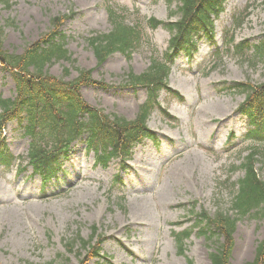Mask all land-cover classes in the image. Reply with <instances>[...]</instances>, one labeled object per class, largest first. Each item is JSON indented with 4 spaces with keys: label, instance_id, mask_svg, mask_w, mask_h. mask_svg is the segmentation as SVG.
<instances>
[{
    "label": "rangeland",
    "instance_id": "rangeland-1",
    "mask_svg": "<svg viewBox=\"0 0 264 264\" xmlns=\"http://www.w3.org/2000/svg\"><path fill=\"white\" fill-rule=\"evenodd\" d=\"M263 1L227 0L214 19L213 35L204 32L192 58L186 54L177 58L168 79L170 91L164 89L158 96L163 110L154 108L147 121L158 140L148 138L137 144L126 166L118 160L107 167L98 165L95 153L87 149V134L72 145L58 179L46 191L30 167L17 174L16 165H0V264H44L55 259L67 264H189L190 260L212 264V241L203 233L207 225L198 223V213L207 210L213 215L230 208L233 185L226 179L243 175L232 167L248 154V150L238 151L247 143L222 152L232 133L238 143L248 128L246 116L238 111L245 94L229 85L264 83V58L253 63L244 59L227 50L226 39L232 33L236 43L248 39L257 44L264 39ZM110 4L125 13L128 22H140V44L129 54L115 52L98 64L90 45V37L112 29L109 0L0 3L4 47L21 53L49 31L51 17L74 12L60 29L70 59L53 61L50 73L71 79L78 68L93 69L94 79L100 82L81 89L85 100L106 113L134 119L147 90L121 84L130 71L140 74L147 69L153 48H167L171 32L163 25L152 29L148 19L168 21L170 9L179 3L110 0ZM237 16L243 18L239 27H235ZM14 92L12 76L0 65V97L10 98ZM16 126V122L7 126L5 140L16 155L25 156L28 139ZM258 166L264 177V167ZM117 176L122 182H116ZM95 224L106 238L104 256H79V244L69 252L67 240L78 232L87 239ZM185 228L192 230L185 251L180 252L175 232ZM262 239L264 218H242L230 264L252 262Z\"/></svg>",
    "mask_w": 264,
    "mask_h": 264
},
{
    "label": "trees",
    "instance_id": "trees-1",
    "mask_svg": "<svg viewBox=\"0 0 264 264\" xmlns=\"http://www.w3.org/2000/svg\"><path fill=\"white\" fill-rule=\"evenodd\" d=\"M177 9L171 12V19L162 22L155 17L149 19L153 28L161 23L171 32L169 44L164 52L152 49L151 62L140 74L130 71L124 83L132 87L147 89V100L140 106V112L134 119H127L118 114L106 113L104 109L90 105L81 93L84 85H97L92 69L78 68V76L73 79L58 78L48 67L55 60L70 59L64 45V37L59 28L73 15L62 13L50 18V29L41 39L29 42L21 53H12L5 49L4 27L0 26V64L9 71L16 83L17 94L14 98L0 97V130L8 121L18 119L19 126L26 136L30 137L29 150L22 171L31 165L33 173L42 176L44 184L56 177L62 170L63 161L68 157L72 143L87 134L88 150H94L97 164L107 167L113 159L123 166L132 157L134 147L145 138L158 140L156 133L147 124L154 108H159L157 100L162 89L168 87V78L172 70L173 59L183 49L188 55L196 50L203 32L213 35L214 19L224 10L226 0H167ZM8 2V0H0ZM113 29L91 37L90 45L98 64H102L111 54L120 51L129 54L134 51L142 37L139 21L127 22L123 12L110 11ZM178 16L176 20L173 17ZM215 17V18H214ZM228 48L242 58L257 61L264 58V40L251 45L249 40L235 42L234 34L229 37ZM256 53L250 55L248 50ZM169 88V87H168ZM246 95L240 109L248 116L253 125L252 137L243 150L239 165L233 170L243 171V175L233 183V199L229 209H220L213 215L206 210L198 213V223H206L203 228L208 240L212 241L210 258L213 264H230L235 245V232L238 222L247 216L264 218V177L258 164L264 167V83L252 84L236 82L231 87ZM166 113V111H165ZM242 153V151H240ZM3 137H0V164L10 167L18 158ZM20 164V163H18ZM22 164V162H21ZM118 179V177H117ZM194 207V206H193ZM193 210V209H192ZM192 229L175 232L180 252H184L185 240ZM105 235L93 225L90 236L82 238L79 232L68 239L66 246L69 252L79 244V256L97 257ZM85 251V252H84ZM56 259L44 264L56 263ZM80 264H85L82 261ZM189 264H194L192 260ZM249 264H264V239L257 246L255 259Z\"/></svg>",
    "mask_w": 264,
    "mask_h": 264
},
{
    "label": "bare ground",
    "instance_id": "bare-ground-1",
    "mask_svg": "<svg viewBox=\"0 0 264 264\" xmlns=\"http://www.w3.org/2000/svg\"><path fill=\"white\" fill-rule=\"evenodd\" d=\"M12 53H13V52H12ZM50 74H52V73H50ZM52 75H54V74H52ZM54 76H56V75H54ZM56 77H58V78H65L64 76H63V77L56 76Z\"/></svg>",
    "mask_w": 264,
    "mask_h": 264
}]
</instances>
